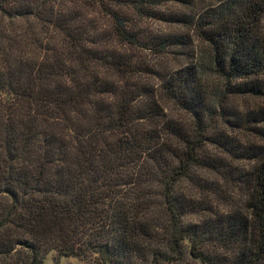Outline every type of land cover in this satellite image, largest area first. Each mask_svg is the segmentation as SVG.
Returning a JSON list of instances; mask_svg holds the SVG:
<instances>
[{
	"label": "trees",
	"instance_id": "obj_1",
	"mask_svg": "<svg viewBox=\"0 0 264 264\" xmlns=\"http://www.w3.org/2000/svg\"><path fill=\"white\" fill-rule=\"evenodd\" d=\"M51 252L264 264V0H0V264Z\"/></svg>",
	"mask_w": 264,
	"mask_h": 264
},
{
	"label": "rangeland",
	"instance_id": "obj_2",
	"mask_svg": "<svg viewBox=\"0 0 264 264\" xmlns=\"http://www.w3.org/2000/svg\"><path fill=\"white\" fill-rule=\"evenodd\" d=\"M212 1V0H205ZM222 188L226 189L225 197L230 201L235 200L239 202V195L235 189L229 185L221 183ZM43 264H95L92 258H76V257H60L55 252L47 254L43 259Z\"/></svg>",
	"mask_w": 264,
	"mask_h": 264
}]
</instances>
